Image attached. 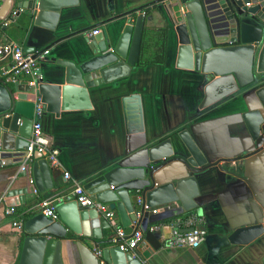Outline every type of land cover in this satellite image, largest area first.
I'll return each mask as SVG.
<instances>
[{
	"label": "crops",
	"instance_id": "0c3cea01",
	"mask_svg": "<svg viewBox=\"0 0 264 264\" xmlns=\"http://www.w3.org/2000/svg\"><path fill=\"white\" fill-rule=\"evenodd\" d=\"M153 1L78 0L76 6L62 11L53 30L33 25L24 19V12L6 27L0 19V45H17L37 59L41 78L28 100L41 106L37 120L51 147L58 150V163L50 165L52 189L28 193L25 200L19 192L31 185L32 161L25 164L26 171L20 170L24 157L1 166L0 264H18L20 255L18 232L12 226L15 217L7 216L6 208L25 215L38 200L68 196L75 184L84 186L86 179L120 161L142 165L147 150L165 139L171 141L173 157L178 158L184 152L177 137L181 130L189 131L211 162L195 175L194 201L200 211L188 216L202 221L206 240L196 249L168 248L170 225L186 217L179 203L161 205L145 211L140 224H132L143 232L156 228L152 233L161 247L153 250L143 238L131 251L133 256L142 264H264V233L247 245L227 242L235 229L264 223V138L253 141L241 120L242 113L260 108L255 88L236 89L229 78L212 81L208 75L177 68L179 43L173 15L166 3L149 6ZM140 13L148 29L167 26L164 65L137 66L125 78L87 89V105L79 99L65 105L61 63L85 61L94 30H99L97 40L104 38L114 46L124 25L120 18L131 14L132 21ZM146 48L143 56L149 58L153 49ZM28 82V76L19 77V85L31 87ZM153 176L155 185H160L187 174L182 163L172 159ZM115 220L120 226L117 216ZM103 234L109 238L112 231ZM96 243L85 240L92 252ZM70 245V251L61 253L63 264H96L91 256L84 262L75 241Z\"/></svg>",
	"mask_w": 264,
	"mask_h": 264
},
{
	"label": "water",
	"instance_id": "95a60500",
	"mask_svg": "<svg viewBox=\"0 0 264 264\" xmlns=\"http://www.w3.org/2000/svg\"><path fill=\"white\" fill-rule=\"evenodd\" d=\"M162 3L167 4L176 26L177 68L208 75L212 81L229 78L236 89L254 87L260 108L242 113L241 120L253 141L264 138V0H155L149 6ZM77 4L78 0H5L0 19L6 20L12 12H16V17L24 12V19L33 25L53 30L62 11ZM131 14L120 18L124 25L114 46L94 36L88 44L90 56L85 61L79 65L61 63L65 68L62 89L65 105H73L77 99L81 105H87V89L125 78L137 67L145 19L140 13L131 21ZM11 63L10 53L5 61L0 59L3 64L0 71ZM34 92L26 83L10 86L0 77V168L10 165L12 158L21 162L24 157L34 120L35 103L28 100V95ZM177 137L184 150L178 158L173 157L171 141L165 139L147 150L144 164L132 166L120 161L85 180L83 187L91 198L108 204L116 212L125 235L137 230L132 224H140L136 212L140 210L143 214V205L154 208L179 203L184 217L191 212L199 213L194 201L195 175L211 162L189 131L181 130ZM172 159L182 163L187 176L155 185L153 175ZM31 174L30 187L19 192L24 200L33 190L42 194L53 187L50 165L42 155H33ZM57 214L59 219L53 221L41 213H25L18 233V264H63L61 253L70 251V243L74 241L83 260L88 261L91 256L96 264L99 260L102 264H142L132 252L120 250V240L114 242L110 223L96 210H82L70 200L57 207ZM104 230L112 231L109 238L104 236ZM192 230L190 227L181 232ZM143 233L153 250L161 247L150 230ZM263 233L264 223L243 226L230 233L227 242L247 245ZM86 239L97 241L93 252H99V256L85 244Z\"/></svg>",
	"mask_w": 264,
	"mask_h": 264
},
{
	"label": "built area",
	"instance_id": "2783aa9c",
	"mask_svg": "<svg viewBox=\"0 0 264 264\" xmlns=\"http://www.w3.org/2000/svg\"><path fill=\"white\" fill-rule=\"evenodd\" d=\"M5 0H0V11L2 4ZM249 6V5H247ZM16 12H12L9 17L4 20L2 26H8L10 20L15 17ZM144 16V13H142ZM99 33V30H94L90 33V37H93ZM11 53L12 63L3 68L0 71V77H2L8 83H18L19 77L28 76L30 86H36L37 81L41 78L40 67L36 57L33 54L26 53L24 50L14 44H2L0 45V59L5 61L7 56ZM42 113V108L38 103L34 104V120L32 124L31 136L28 140V146L24 150L25 163L21 166L20 170L25 171V164L29 163L33 159L34 154L42 155L49 165L57 164L58 150L51 147L50 139L43 133L41 124L37 120ZM65 179L69 178L68 174L64 175ZM33 194L36 195V190H33ZM74 200L77 205L82 209H94L101 216H103L111 225L113 229V240L116 242L120 240L118 246L120 250L130 253L134 250L140 240H143L144 233L136 230L131 235L124 234L123 229L116 222V214L109 208L106 203L98 202L91 198L84 187L81 184H75L73 190L68 196L54 195L49 198L38 200L33 206L32 212L41 213L43 216L57 221L59 219L57 214V207L64 202ZM138 204L141 205V200H138ZM143 205V204H142ZM149 208L143 205V211H147ZM153 210L152 212H154ZM7 216L15 217L12 221V226L19 233L22 229V223L24 214L19 213L16 208L8 207L5 210ZM140 210L136 212L137 218L141 217ZM202 221L196 217H188L185 219H179L170 225L171 232L166 246L168 248H188L196 249L203 244L207 236V231L204 226L201 225ZM193 227L192 231L183 233L181 229ZM156 228H151L153 232ZM96 256H99V252H95Z\"/></svg>",
	"mask_w": 264,
	"mask_h": 264
},
{
	"label": "trees",
	"instance_id": "16d2710c",
	"mask_svg": "<svg viewBox=\"0 0 264 264\" xmlns=\"http://www.w3.org/2000/svg\"><path fill=\"white\" fill-rule=\"evenodd\" d=\"M142 34L141 57L137 66H146L148 64L164 65L167 26L164 25L162 28L156 30H151L144 26ZM147 46L153 49L149 58L143 56L144 51L147 50Z\"/></svg>",
	"mask_w": 264,
	"mask_h": 264
}]
</instances>
